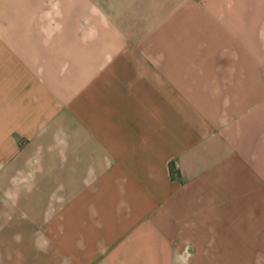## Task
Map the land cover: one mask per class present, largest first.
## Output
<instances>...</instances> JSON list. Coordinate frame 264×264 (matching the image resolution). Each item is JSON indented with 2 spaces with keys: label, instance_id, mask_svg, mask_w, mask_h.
<instances>
[{
  "label": "crops",
  "instance_id": "crops-1",
  "mask_svg": "<svg viewBox=\"0 0 264 264\" xmlns=\"http://www.w3.org/2000/svg\"><path fill=\"white\" fill-rule=\"evenodd\" d=\"M0 264H264V0H0Z\"/></svg>",
  "mask_w": 264,
  "mask_h": 264
}]
</instances>
